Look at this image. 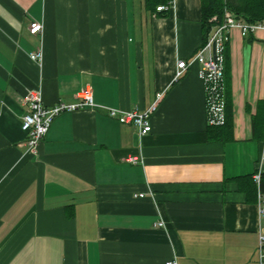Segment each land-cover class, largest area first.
Returning <instances> with one entry per match:
<instances>
[{"label":"crops","instance_id":"obj_1","mask_svg":"<svg viewBox=\"0 0 264 264\" xmlns=\"http://www.w3.org/2000/svg\"><path fill=\"white\" fill-rule=\"evenodd\" d=\"M228 36L232 139L210 141L201 0H0V264H259L264 30ZM86 87L99 107L61 113L29 151L26 91L52 106ZM157 94L144 135L104 108Z\"/></svg>","mask_w":264,"mask_h":264},{"label":"built area","instance_id":"obj_2","mask_svg":"<svg viewBox=\"0 0 264 264\" xmlns=\"http://www.w3.org/2000/svg\"><path fill=\"white\" fill-rule=\"evenodd\" d=\"M164 5L157 6L156 10H164ZM213 22L211 30L203 42V44L194 53L191 62L195 61L200 65L199 77L203 81L205 87V105L206 119L208 125H222L225 122V57L224 50L227 45L231 29H237L242 36H247L257 31L264 30V19L249 22L243 17L235 14L231 10L225 8L223 17L218 20L216 16L209 19ZM42 25L33 22L30 25V32L35 34L40 32ZM215 43V55L212 53V45ZM34 60L40 61L42 53L40 50L30 54ZM190 62V63H191ZM188 62L178 60L176 67V77L182 75ZM161 94H157L156 100L152 105L143 110L131 109L122 110L116 108L104 107L109 117L117 119L120 123L132 125L140 135L147 134L151 130L150 116L156 110ZM77 102L75 103H56L52 106H45L39 89H30L23 95V100L27 106V110L22 115L21 129L25 133V143L29 151H34L41 140L45 137L49 127L55 117L64 112H70L75 109L85 107H99L93 102L91 88L81 89L77 94ZM102 107V106H100ZM264 156V155H262ZM138 159L131 158L130 161L136 162ZM261 173L258 171L253 175V179L257 186V204L260 214H264V190L260 188ZM136 197H143L142 193H137ZM161 226L162 223H157ZM259 264H264L262 252H264V234L259 237ZM166 264H176L175 260H170Z\"/></svg>","mask_w":264,"mask_h":264},{"label":"trees","instance_id":"obj_3","mask_svg":"<svg viewBox=\"0 0 264 264\" xmlns=\"http://www.w3.org/2000/svg\"><path fill=\"white\" fill-rule=\"evenodd\" d=\"M158 1L159 0H157V2ZM225 8L231 10L249 22L264 19V0H201V25L205 40L209 34L210 28L213 25V22L209 21V19L213 16H216L218 20H221ZM225 52L226 47L224 50V57H226ZM232 129L233 122L231 108L226 102L225 122L218 126H207L208 139L210 141L220 142L229 141L232 139ZM250 180L252 181L253 179L250 178ZM253 182L252 184L254 188H256V183ZM260 188L264 189V174H262L260 177Z\"/></svg>","mask_w":264,"mask_h":264},{"label":"water","instance_id":"obj_4","mask_svg":"<svg viewBox=\"0 0 264 264\" xmlns=\"http://www.w3.org/2000/svg\"><path fill=\"white\" fill-rule=\"evenodd\" d=\"M212 53H213V56L215 55V43H213L212 45Z\"/></svg>","mask_w":264,"mask_h":264},{"label":"bare ground","instance_id":"obj_5","mask_svg":"<svg viewBox=\"0 0 264 264\" xmlns=\"http://www.w3.org/2000/svg\"><path fill=\"white\" fill-rule=\"evenodd\" d=\"M209 126V125H208ZM262 189V188H261ZM262 190H264V189H262Z\"/></svg>","mask_w":264,"mask_h":264}]
</instances>
